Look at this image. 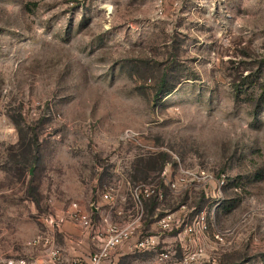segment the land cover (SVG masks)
I'll use <instances>...</instances> for the list:
<instances>
[{
	"label": "rangeland",
	"instance_id": "obj_1",
	"mask_svg": "<svg viewBox=\"0 0 264 264\" xmlns=\"http://www.w3.org/2000/svg\"><path fill=\"white\" fill-rule=\"evenodd\" d=\"M174 155L227 176L212 220L201 191L162 185ZM140 182L163 193L140 232L160 249L264 264V0H0V254L26 257L41 234L62 251L71 204L91 212L110 188L121 223Z\"/></svg>",
	"mask_w": 264,
	"mask_h": 264
},
{
	"label": "built area",
	"instance_id": "obj_2",
	"mask_svg": "<svg viewBox=\"0 0 264 264\" xmlns=\"http://www.w3.org/2000/svg\"><path fill=\"white\" fill-rule=\"evenodd\" d=\"M161 3V1H159ZM130 136L127 134V137ZM173 161L165 165L161 175L162 185L167 187L172 193L181 194L186 191H201L205 198L208 199V209L210 211V220L216 210L224 202V189L228 184L227 176L224 173L215 174L205 167L196 165L193 167L185 166L181 163L177 155L173 156ZM176 168L175 176H169V171ZM114 189L110 188L102 194L111 207L114 202ZM161 187L155 183L140 182L131 186V199L134 204V212L130 213L121 223L113 222L107 217V233L102 240L99 249L91 255L89 264H102L109 258L110 253L117 246L136 238L135 248L140 251L157 252V261L159 264H200L201 259L205 256V248L197 245L193 249L189 247L183 252L181 257H175L174 253L168 248H159L160 237L158 235H141V229L145 220V203L149 199L163 196ZM96 207V206H95ZM97 208V207H96ZM182 208H185L183 205ZM92 212V213H91ZM88 212L78 202L71 204L68 216L78 223L83 230L92 231L94 229L93 211ZM207 215L200 213L192 222L185 224V233L192 237V242L198 241L200 237L205 239L209 237L207 226ZM53 220V219H52ZM65 217H58L57 223L64 222ZM177 220L176 213L166 211L157 218L156 224L159 230L164 232L172 231ZM215 239L223 243L224 237L220 232L215 233ZM32 245H42L47 253L49 264H58L61 258V249L52 245L50 239L44 235H38ZM0 264H35L27 257L7 256L0 254ZM80 264V263H77Z\"/></svg>",
	"mask_w": 264,
	"mask_h": 264
},
{
	"label": "crops",
	"instance_id": "obj_3",
	"mask_svg": "<svg viewBox=\"0 0 264 264\" xmlns=\"http://www.w3.org/2000/svg\"><path fill=\"white\" fill-rule=\"evenodd\" d=\"M105 203H107L105 200L96 203L97 211L93 212L94 229L92 231H83L82 227L72 220H67L63 224L70 244L66 241L61 243L62 251L58 264H89L91 255L99 249L107 233L105 219L109 216L108 211L103 208ZM80 205L87 209L85 204L80 203ZM69 231L75 235H70ZM70 237H73L75 241L72 242ZM135 243L136 238H133L117 246L102 264H159L155 251H140L135 248ZM26 257L35 264H49L47 253L42 245H36L35 250Z\"/></svg>",
	"mask_w": 264,
	"mask_h": 264
},
{
	"label": "water",
	"instance_id": "obj_4",
	"mask_svg": "<svg viewBox=\"0 0 264 264\" xmlns=\"http://www.w3.org/2000/svg\"><path fill=\"white\" fill-rule=\"evenodd\" d=\"M91 208H92V211H93V212L97 211V208L95 207V204H92V205H91Z\"/></svg>",
	"mask_w": 264,
	"mask_h": 264
},
{
	"label": "trees",
	"instance_id": "obj_5",
	"mask_svg": "<svg viewBox=\"0 0 264 264\" xmlns=\"http://www.w3.org/2000/svg\"><path fill=\"white\" fill-rule=\"evenodd\" d=\"M222 206V205H221ZM94 215V214H93Z\"/></svg>",
	"mask_w": 264,
	"mask_h": 264
}]
</instances>
